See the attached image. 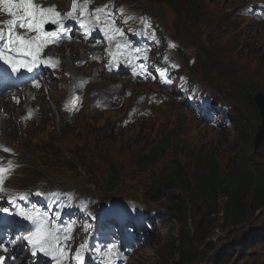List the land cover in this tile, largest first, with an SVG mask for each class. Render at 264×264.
Instances as JSON below:
<instances>
[{"label": "rangeland", "instance_id": "obj_1", "mask_svg": "<svg viewBox=\"0 0 264 264\" xmlns=\"http://www.w3.org/2000/svg\"><path fill=\"white\" fill-rule=\"evenodd\" d=\"M114 1L125 9L123 14L132 9L139 20L145 14L153 16L163 26L164 32L170 34V41L175 38L181 43L179 58L185 65L184 70L200 82L217 103L228 106L225 113L231 123L210 126L185 105L175 101L153 109L147 118H137L133 110L134 119L130 121H123L126 116L124 102L116 110L95 109L89 98L94 93L98 98L100 95L118 94L128 88L137 94L148 90L144 95L150 97L158 89L151 84L131 86L118 75L115 78L105 76L103 68L96 63L82 60L87 55L83 50L77 48L72 53V46L67 45L54 54L62 62L65 79L70 76L66 66L77 67L76 77H90L91 90L86 92L80 88L77 94L78 100L85 96L89 103H86L85 110L79 112L80 104L77 108L79 113L73 118H66L59 110L56 111V106L59 108L63 103L65 92L55 70L56 80L52 87H48L51 96L41 91L42 101L31 104L38 112L32 116L31 122L21 118L23 106L14 107L11 118L1 107V117L6 116L10 123L5 132L3 128L0 131V143L12 146L19 153L18 160L23 166L12 171L9 184L17 190L37 186L49 190H74L79 195L96 198L100 205L128 201L129 207L122 210V217L126 218L137 205L147 209L149 215L170 210V204L164 199L158 202L149 200L146 190L153 184H165L172 174L174 162L180 163L191 185L198 178L193 160L206 154L218 158L223 172L227 170L229 159L236 154L239 162L249 166L264 163V147L259 150V156H252L259 114L252 100L236 95L232 89V82L239 79L252 96L257 91L264 93V16H260L261 9L256 6H264V0ZM115 21V26L123 33L134 28L122 26L119 18ZM140 23L141 20H137L136 25ZM143 26L144 36L150 38L147 27ZM190 97L193 98L191 93ZM132 99L130 96L127 103L132 104ZM9 107L5 104V108ZM210 107L213 108L214 103ZM201 113L205 114L203 108ZM242 115L250 134L245 146L239 142L234 128ZM156 147H164V150L157 148L148 158L147 155ZM179 147L185 150H179ZM248 157L253 162H248ZM188 201L189 210L184 215V225L188 230L185 243L178 240L180 225L173 220L176 218L173 214L170 223L163 220L149 249L135 252L129 264H264V244H256L257 237L264 233V210L247 215L240 225L226 227L221 211L202 220L203 203L192 197H188ZM224 202L225 199L219 196V210ZM72 206L76 212L77 204ZM86 206L82 203L80 208ZM48 208L51 212L58 210L51 218L54 221L64 206L50 200ZM42 213L41 210L39 215ZM85 216L88 217L89 213ZM171 223L174 228H169ZM197 223L200 225L198 229ZM70 224L75 248L83 235L90 240L92 232L85 230L80 221L73 220ZM238 241L243 245L238 247ZM69 243L74 254L71 241ZM246 243L250 247L245 246ZM233 247L238 248L230 252Z\"/></svg>", "mask_w": 264, "mask_h": 264}, {"label": "snow or ice", "instance_id": "obj_2", "mask_svg": "<svg viewBox=\"0 0 264 264\" xmlns=\"http://www.w3.org/2000/svg\"><path fill=\"white\" fill-rule=\"evenodd\" d=\"M92 2L93 0H73L71 10L66 14H61L57 10L56 5L53 4L46 7L37 2V0H0V12L6 13L8 17H11L7 21L0 22V62L7 65L13 74H18L21 71L32 73L41 64L51 67L57 66L59 64L58 60L55 61V64H51L49 62L53 58L42 59V54L44 49L50 44L59 46L62 34L67 31L63 20L75 17L78 11V22L81 27H85L86 21L91 18L95 22L94 26L103 25L101 31L110 40L114 36L123 37L124 33L115 26V12L113 11L115 5L111 3V0H109V3L89 11L88 5ZM116 12L123 15L125 9L123 7L116 8ZM131 18L129 17L128 19ZM140 20L141 23L150 26L149 21L144 17H141ZM124 22L126 23L127 20ZM49 23L57 25V30L45 31L44 26ZM20 30H23V32ZM32 33H35V35H32ZM124 46L126 47L127 44L125 43ZM116 47L119 50L121 43L117 42ZM170 47H174V45H170ZM140 67L141 71L147 76V67L145 65ZM33 87L39 88L40 85L34 81ZM76 102H78V99ZM30 117L31 113H29ZM2 150L12 154L7 147H3ZM7 163L9 165L8 168L0 166V193L3 192L5 184L6 177L4 173H10L14 169L12 161ZM35 195L40 196L42 193L36 192ZM19 199L24 200L25 197L21 195ZM9 202L12 203L13 201ZM21 215L24 219L36 225L35 231L25 237L27 243L33 249V255H36L38 250L45 256L50 257L54 264H64L65 260H68L69 264H71L73 258L79 264H83L81 249H84L85 246L84 244L79 245L73 256L69 243L73 239L70 234V226L61 229L48 217L32 216L24 213H21ZM7 250V248H3V251ZM109 251L111 252L112 250L109 249ZM0 264H6L4 257H0Z\"/></svg>", "mask_w": 264, "mask_h": 264}, {"label": "trees", "instance_id": "obj_3", "mask_svg": "<svg viewBox=\"0 0 264 264\" xmlns=\"http://www.w3.org/2000/svg\"><path fill=\"white\" fill-rule=\"evenodd\" d=\"M232 89L236 95L244 97L248 101L252 100L251 93L239 79L232 82ZM234 128L239 142L245 146L250 134L244 115L239 117ZM165 146L169 145L165 144ZM157 148L164 150V147H156L147 157L150 158L154 155ZM179 150L184 151L185 149L179 147ZM193 162L195 175L198 178L192 185L180 163L174 162L172 174L166 179L165 184L162 182V184H153L146 190L149 200L158 202L164 199L170 204V210L166 211L163 216L164 219L169 220L173 214H176L177 223L180 225L178 240L182 243H185L188 236V230L184 225V215L189 210L188 197L203 203L202 220L204 217L208 218L221 211L226 227L240 225L247 215L264 210V163L249 166L245 162H239V155L236 154L229 159L226 165L227 170L223 172L220 169L218 158L214 155L206 154L200 158H194ZM161 186L166 187V189ZM166 190L171 191V193H165ZM174 191H178V193L175 194ZM219 196L225 199L220 210L218 206ZM199 227L200 225L197 223V229ZM171 228L174 227L171 226ZM257 238H261L258 242L264 244V233ZM240 243L241 241H238V244ZM247 244L249 245V243ZM236 248L238 247L230 249V251H234Z\"/></svg>", "mask_w": 264, "mask_h": 264}, {"label": "bare ground", "instance_id": "obj_4", "mask_svg": "<svg viewBox=\"0 0 264 264\" xmlns=\"http://www.w3.org/2000/svg\"><path fill=\"white\" fill-rule=\"evenodd\" d=\"M50 1H52L53 3H56L57 4V2L59 1V0H50ZM61 1H63V2H61ZM60 1V5H62V7L60 8V10H62L65 6H69V4H70V2H71V0H67V2L65 1V0H61ZM249 1H251V2H253L254 0H249ZM49 6H51V5H49ZM257 6V5H256ZM64 11V10H63ZM134 12H135V14H136V11L134 10ZM0 19L2 20V21H7L8 19H11V17H8L7 16V14L6 13H3V12H1L0 13ZM137 20L140 22V20H139V18H137ZM57 30V28H54V29H48V30H45V31H48V32H51V31H56ZM20 31H22L23 32V30H20ZM32 35H35V33H32ZM72 38H74V36H72ZM64 41V39H63V36H61V38H60V42L59 43H61V42H63ZM115 41L116 42H120L121 43V40L119 39V38H115ZM52 45H55V44H50L47 48H45L44 49V52H43V54H42V59H45V58H47V57H50L49 55H48V51H50V50H48V51H45V50H47L49 47H52ZM77 48L78 49H81V50H83V48L81 47V46H75V47H72L71 48V52L72 53H74V52H76L77 51ZM160 50H162V48H159ZM59 50H62L61 48H59V49H57V50H55V48H54V51H53V53H58L59 52ZM84 51V50H83ZM84 53V52H83ZM85 58H87V57H85ZM82 60H85V59H82ZM41 66V70L45 73V74H47L48 75V78H47V80L45 81V85H46V87H43L42 88V90H41V87H42V85L40 84V82H38L39 83V85H40V87L39 88H36L35 87V92H36V95H34V93H32L31 95H29V96H27V95H25L24 97L21 95V93H19L17 90H15V91H9L8 89H3L1 92H0V97H2L1 99H0V109H1V105L4 107V109H5V104H11V107H9V108H7V109H5L6 110V112H7V115H9V117L11 118V116H10V114H11V112L12 111H14L15 110V108L14 107H20V106H23V108H22V115H26V113H31V117H30V120H31V118H32V115L33 114H38V112L33 108V106L30 104V101L31 100H33V101H35L36 103H40L42 100H41V97H43L42 96V93H41V91L43 92V93H45V94H47V95H50L51 94V89H49L48 87L49 86H51L52 87V83L53 82H55V80H56V78H55V75L53 74V71L55 70V68H56V70H57V73L59 74V71H60V75H61V78L65 81L66 79L64 78V76H65V71L63 72V69L60 67V69H58V67H51V66H45L44 64H41L40 65ZM61 66H62V64H61ZM67 67V69H66V72L67 73H69L70 75H71V77L73 76V77H76L77 76V67H75V66H66ZM31 77H33V75L32 76H30V77H27L26 78V80H32V78ZM32 81H34V80H32ZM36 82V81H35ZM91 83H92V81L90 82V84L88 85V87H90V88H92V86H91ZM54 92V91H53ZM37 94H39V95H37ZM38 97L37 98V101L35 100V97ZM51 96V95H50ZM52 96H54V93L52 94ZM30 98V99H29ZM56 98V97H55ZM17 101H19V102H17ZM64 101V100H63ZM65 102V101H64ZM86 102H88L89 103V101H88V99H86ZM93 107L95 108V109H98L97 108V106H95V104H93ZM3 110V109H2ZM57 110H59V112H60V114L61 115H65L66 116V118H68L67 117V115H68V111H67V106L65 105V103L63 104H61V106H59V108H57V106H56V111ZM85 110V109H84ZM5 112V111H4ZM127 112H129V109H127V111H126V113ZM178 113H180V112H178ZM7 117L5 116V117H1V113H0V131L2 130V128L4 129V132H5V127H7L8 125H9V120H7L6 119ZM125 118H127V114H126V116H125ZM32 121V120H31ZM16 126H17V124H16ZM109 218V216L108 217H105L104 219L106 220V219H108ZM123 219V218H122ZM119 224H122V221L121 222H119ZM111 226L113 227L114 225L113 224H111ZM118 226V225H117Z\"/></svg>", "mask_w": 264, "mask_h": 264}, {"label": "clouds", "instance_id": "obj_5", "mask_svg": "<svg viewBox=\"0 0 264 264\" xmlns=\"http://www.w3.org/2000/svg\"><path fill=\"white\" fill-rule=\"evenodd\" d=\"M82 47V46H81ZM83 48V47H82ZM83 50H84V48H83ZM102 50H103V48L102 47H100L99 48V52L96 54L91 48H89V52H86V50H84V52L87 54V55H84L85 57H87V58H84L85 60H87L88 59V57L90 56L89 54H93L94 56H96V58H97V55H100V52H102ZM62 64V63H61ZM59 75H60V71H59ZM61 76V75H60ZM106 76V75H105ZM115 76H116V74L115 75H112V76H109V77H114L115 78ZM118 76H120V77H123L124 79H126L128 82H129V85H131L130 84V80L128 79V78H126L124 75H118ZM73 77V76H72ZM70 78H71V75L69 76V79L66 81H62L63 79L60 77L59 79H58V81L60 80L61 81V83L63 84V86L65 85V84H67V83H71L72 81H70ZM75 78V77H74ZM84 79V78H83ZM141 84H151V85H153L154 86V84L153 83H151V82H149V81H147V82H143V83H141ZM140 84V85H141ZM132 86V85H131ZM135 86V85H134ZM126 89L127 90H129L128 88H125L124 90H123V92H118V94L115 92V93H113V94H115L116 96H117V101L115 102V103H110L109 104V108L106 110V111H108V110H116L117 109V106H121V103L122 102H124V106H125V109L126 108H128V109H130L131 107H132V104H133V102L135 101V99L137 98V96L138 95H141V94H143V92H147V91H143L142 93H135V92H132L131 90H129V91H126ZM89 90H91V88L90 87H88L87 86V88H86V92L87 91H89ZM120 90V89H119ZM118 90V91H119ZM63 91L65 92V95H64V97L62 98V101L63 100H66V98L68 97V89L67 88H65V89H63ZM95 94L96 93H94L93 95H91V96H89V98L91 99V101H92V104H93V102H94V97H95ZM112 94V95H113ZM129 94V95H128ZM112 95H109L108 97H112ZM130 96H133V98L134 99H132L131 101H132V104H130L129 103V101H128V103H127V99H129L130 98ZM83 100H84V105H83V109H85V107H86V100H85V96L82 98ZM86 99H88V97L86 98ZM130 101V102H131ZM177 103H180V104H182V102H177ZM83 109H81L79 112H81ZM124 109V111H125V113H126V111L127 110H125ZM78 112V113H79ZM77 113V114H78ZM34 115V114H33ZM21 118H24V116L22 115V117ZM31 120H33V119H31ZM31 120H29L30 122H31ZM28 121V120H27ZM8 147L9 148H11L13 151H15L14 150V148L12 147V146H10V145H8ZM20 167H23V166H20ZM12 179V178H11ZM10 179V180H11ZM10 180H8L7 181V183H6V187H7V189H10V190H14V191H16L17 189H15V187H12L10 184H9V182H10ZM23 189H25V188H23ZM21 190V189H20ZM81 199H82V203H84L85 201H87V200H94V199H96V198H94V197H91V198H89V196H84V195H81V197H80ZM129 203L130 202H128V201H116V202H113L112 204H125V205H127V208L129 207ZM112 204H103V205H100L99 204V208H102V207H104V206H112ZM0 209H4V207L0 204ZM110 210H113V209H110ZM151 245V243L149 244V245H147L146 247H141L140 249H138V250H136V251H134L133 253H131L130 254V252L126 249L125 251H123V246H122V249H121V251H120V256H122V254H124L125 255V257H128V259H127V261H126V263L127 264H129L130 263V260H131V257L135 254V252H138V251H144V250H147V249H149V246ZM78 247V246H77ZM75 249V246L73 247V250ZM123 251V252H122ZM92 255H93V253H92ZM74 256V255H73ZM71 262H73V264H79V262H77V261H75V259L73 258L72 260H71ZM13 264H26V262H24V261H22V260H18V261H16L15 263H13ZM91 264H97V262L94 260V256H93V259H91ZM119 264H121V263H119Z\"/></svg>", "mask_w": 264, "mask_h": 264}, {"label": "water", "instance_id": "obj_6", "mask_svg": "<svg viewBox=\"0 0 264 264\" xmlns=\"http://www.w3.org/2000/svg\"><path fill=\"white\" fill-rule=\"evenodd\" d=\"M252 102L259 114L260 123L257 127V130L254 134V142H253V153L252 156H259V150L264 147V93L255 92L252 96ZM248 162H253L251 157L247 158Z\"/></svg>", "mask_w": 264, "mask_h": 264}]
</instances>
